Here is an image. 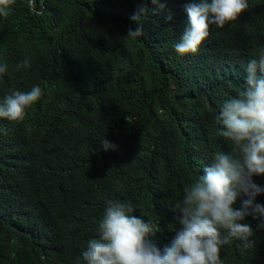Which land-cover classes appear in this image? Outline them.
Segmentation results:
<instances>
[{
  "label": "trees",
  "instance_id": "16d2710c",
  "mask_svg": "<svg viewBox=\"0 0 264 264\" xmlns=\"http://www.w3.org/2000/svg\"><path fill=\"white\" fill-rule=\"evenodd\" d=\"M161 2L171 21L150 0H15L0 17V102L11 90L42 89L22 121L0 118V264H86L109 200L130 203L162 251L179 228L170 209L185 186L232 151L218 115L264 51V0L210 26L185 56L174 46L189 0ZM141 9L144 33L127 38ZM253 180L264 186V176ZM243 222L255 243L222 246V264H264V230L252 216Z\"/></svg>",
  "mask_w": 264,
  "mask_h": 264
},
{
  "label": "clouds",
  "instance_id": "9594fccd",
  "mask_svg": "<svg viewBox=\"0 0 264 264\" xmlns=\"http://www.w3.org/2000/svg\"><path fill=\"white\" fill-rule=\"evenodd\" d=\"M154 14H172L161 0H150ZM15 0H0V17L10 15ZM248 8L247 0H189L185 4L187 27L175 51L181 56L195 54L209 36L210 26L224 28L236 21ZM146 9L130 17L136 27L129 28L127 38L143 35L142 18ZM25 59L18 67H28ZM7 66L0 65V74ZM244 89L226 102L219 115V135L232 146L229 153L218 152L204 174L187 184L181 202L170 209L179 228L169 245L161 251L150 237L155 231L150 223L133 215L128 202L109 200L98 222V238L89 239L82 256L86 264H222L220 250L233 241L245 247L253 229L245 223L247 216L264 230V205L256 198L264 186L253 177L264 176V51L251 59L246 68ZM42 96V89L11 90L0 102V118L22 121L27 110ZM105 151L113 147L103 140ZM237 201L241 202L236 207Z\"/></svg>",
  "mask_w": 264,
  "mask_h": 264
}]
</instances>
